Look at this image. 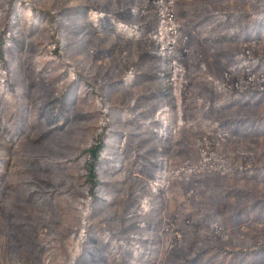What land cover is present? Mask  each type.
Here are the masks:
<instances>
[{
	"label": "rangeland",
	"instance_id": "rangeland-1",
	"mask_svg": "<svg viewBox=\"0 0 264 264\" xmlns=\"http://www.w3.org/2000/svg\"><path fill=\"white\" fill-rule=\"evenodd\" d=\"M0 264H264V0H0Z\"/></svg>",
	"mask_w": 264,
	"mask_h": 264
},
{
	"label": "trees",
	"instance_id": "trees-1",
	"mask_svg": "<svg viewBox=\"0 0 264 264\" xmlns=\"http://www.w3.org/2000/svg\"><path fill=\"white\" fill-rule=\"evenodd\" d=\"M1 58L3 59V61L6 62V58H5V54H1ZM103 138V137H102ZM102 138H100L97 142L96 145L89 151V163L86 166V179H87V184L90 187V197L92 198V202L90 204L89 207L93 208L94 205L97 204L98 200L100 199V195H101V188H102V183L99 179V175H98V166L100 163V160L102 158L103 152H104V141L102 140ZM93 210V209H92ZM203 252L198 253L195 256V260L199 261V258H203L204 255ZM194 261V260H193ZM184 263H188V261H184Z\"/></svg>",
	"mask_w": 264,
	"mask_h": 264
}]
</instances>
